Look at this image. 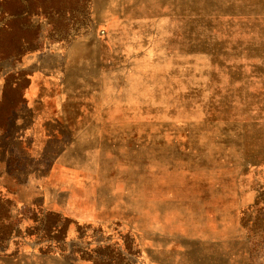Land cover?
Here are the masks:
<instances>
[{
  "label": "rangeland",
  "instance_id": "obj_1",
  "mask_svg": "<svg viewBox=\"0 0 264 264\" xmlns=\"http://www.w3.org/2000/svg\"><path fill=\"white\" fill-rule=\"evenodd\" d=\"M18 7L0 0V264H264V0Z\"/></svg>",
  "mask_w": 264,
  "mask_h": 264
},
{
  "label": "trees",
  "instance_id": "obj_2",
  "mask_svg": "<svg viewBox=\"0 0 264 264\" xmlns=\"http://www.w3.org/2000/svg\"><path fill=\"white\" fill-rule=\"evenodd\" d=\"M35 0H18V3H19V7L18 9L12 13L11 18H14V19H30L32 17H34L33 15L36 14V12H33L30 7L32 6V3H34ZM34 13V14H33ZM37 15V14H36ZM4 205V202L2 201V198L0 197V205ZM52 215V217H55V225L53 224L52 226V229L54 231V233L56 235H59V236H64L65 234V231L70 223L69 219H64V218H60V216L57 214V215H54V214H50ZM45 219V218H43ZM6 241H7V238L5 237V235H3V237H1L0 239V250L2 248H5L6 246ZM2 242V243H1Z\"/></svg>",
  "mask_w": 264,
  "mask_h": 264
}]
</instances>
